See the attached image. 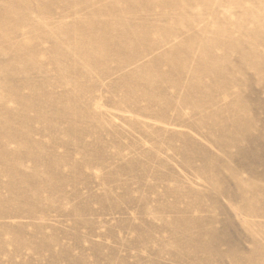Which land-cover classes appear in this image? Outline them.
<instances>
[{
  "label": "rangeland",
  "instance_id": "374dc122",
  "mask_svg": "<svg viewBox=\"0 0 264 264\" xmlns=\"http://www.w3.org/2000/svg\"><path fill=\"white\" fill-rule=\"evenodd\" d=\"M0 264H264V0H0Z\"/></svg>",
  "mask_w": 264,
  "mask_h": 264
}]
</instances>
